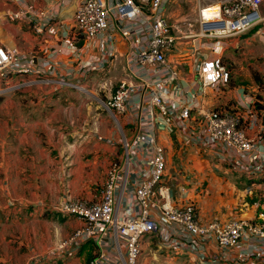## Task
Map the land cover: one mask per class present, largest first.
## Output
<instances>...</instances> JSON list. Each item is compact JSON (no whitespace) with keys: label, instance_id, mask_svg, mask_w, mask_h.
<instances>
[{"label":"built area","instance_id":"1","mask_svg":"<svg viewBox=\"0 0 264 264\" xmlns=\"http://www.w3.org/2000/svg\"><path fill=\"white\" fill-rule=\"evenodd\" d=\"M169 2L174 0H75L72 22L59 37L71 43L72 54L79 51L80 40L94 42L102 52L72 64L60 62L61 44L49 50L41 66L33 54L0 45V96L30 89L46 99L64 89L89 93L82 83L112 60L115 34L128 44V79L100 101L120 135V153L111 159L92 198L71 197L54 208L74 218L79 227L49 250L52 256L65 257L91 243L93 256L86 264H139L147 237L156 240L159 252L187 255L194 264H264V209L230 211L204 220L193 199L204 193L198 177L202 172L174 175L177 198L164 183L167 162L160 132L178 139L187 155L210 157L217 172L264 177V115L255 109V97L242 92L234 111L201 106L198 96L205 90L218 93L230 85L229 71L219 57L200 62L194 81L198 93L182 88L169 60L177 40L166 16ZM263 3L198 4L200 36L219 40L250 31L260 20ZM10 17L26 21L36 35L54 37L62 24L54 8L22 5ZM204 163L197 166L203 168ZM235 249L241 251L234 254Z\"/></svg>","mask_w":264,"mask_h":264},{"label":"crops","instance_id":"2","mask_svg":"<svg viewBox=\"0 0 264 264\" xmlns=\"http://www.w3.org/2000/svg\"><path fill=\"white\" fill-rule=\"evenodd\" d=\"M22 5L40 10L56 9L62 23L58 34L54 37L48 33L36 35L26 21L11 19L10 14ZM75 7V0H0V45L33 54L37 58V66L42 65L49 50L58 48L60 44L61 63L72 64L71 60H86L100 55V47L97 48L94 42L82 40L77 44L79 51L72 54L71 43L67 39L62 42L59 37L64 28L70 26ZM261 7L260 20L250 31L219 40L203 38L193 29H176L177 25L168 18L177 39L169 60L179 72L182 88L199 92L200 87L194 81L202 60L219 57L229 71V87L218 93L207 89L198 96L201 106L206 110L224 108L234 111L243 93L258 96V104L264 107V3ZM114 51V57L123 61L125 67L128 44L118 34H115ZM113 58L105 65V70L98 73L106 72L113 65ZM64 91L67 89L61 92ZM31 93L42 99L39 90ZM260 113L264 115V110ZM19 118L16 124L4 126L7 129L0 136V244L4 243L7 247L5 252L11 253L10 256L3 252L0 261L3 264H86L93 256L94 247L91 243L83 244L76 252L65 257L49 254L53 246L79 227L74 218L65 217L54 208L64 206L69 198L85 189L80 187L83 183L96 185L102 181L111 159L120 153V139L115 138L117 132L111 129H104L102 133L82 131L70 134L58 131L57 138L49 137L43 147L37 136L35 139L33 137L34 125L29 124L27 119H21V111ZM167 138L164 132L159 133V140L164 147L168 145ZM176 141L179 142L178 139ZM189 156L196 158L200 164L201 155L192 152ZM71 167L74 169L72 172ZM85 169L88 171L83 173ZM184 170L189 175V168ZM95 193L96 189L85 198H92ZM197 197L193 199L200 204ZM258 206L254 203L251 210L246 209L242 214L264 209V204ZM225 210H218L217 214L225 215ZM200 212L204 220L211 218L209 210L202 209ZM239 251L235 249L233 253ZM139 264H146L144 256H141Z\"/></svg>","mask_w":264,"mask_h":264},{"label":"rangeland","instance_id":"3","mask_svg":"<svg viewBox=\"0 0 264 264\" xmlns=\"http://www.w3.org/2000/svg\"><path fill=\"white\" fill-rule=\"evenodd\" d=\"M222 2H225V0H213L212 3L207 2V0H174L172 4L170 2L167 4L166 16L171 23L177 25V27L175 26L176 29L188 28L199 32V25L196 22L198 20V4L206 6ZM91 74L92 76L82 83V86L89 93L67 89L66 92L58 93L51 98L38 99L31 93L32 90L29 92L30 89H26L2 95L3 101L0 104V136L4 135L7 129L4 126L19 122L20 111L21 115H23L21 119H27L29 124L34 125L33 137L35 139V136H37L43 147L46 146L49 137L55 136L57 138L58 131L71 132L70 134L82 131L102 133L104 129L115 131L100 101L105 100L109 92L120 81L128 79L124 70V62L114 57L113 65L106 72H94ZM6 119L10 121H6ZM168 137V145L165 146L167 166L164 183L172 190L174 198H177L178 194L171 180L174 175L181 174V171L189 168L190 171L188 170L189 175L187 176H192V171H194L193 175L195 176L199 174V171L203 173L198 175V177L204 182L201 184L204 189L203 194L206 195L208 193V197L198 194L197 200L200 201L201 205L199 203L197 205L203 210H209L211 212L210 217L216 215L218 210L227 209L225 210L226 213L234 211L242 214L246 209L251 210L254 207V203L264 204V177H256L255 179L241 177L231 170L217 172L210 165L212 159L205 156H202L200 161L202 163L206 162L207 165L200 168L201 162L198 167V160L187 155L173 135ZM115 138L116 140L120 139V135L117 133ZM34 139L31 140L32 143H34ZM70 171H74L73 167L70 168ZM84 171L88 170H83V173ZM98 185V183L96 185L95 183L92 185L83 183L80 186L81 189L86 188L74 197L85 198L90 196ZM143 244L145 247L143 246L142 249V257H145L146 264H194L187 255L159 252L154 247L156 244L154 239L145 237ZM6 249V245L1 243L0 257L3 252L6 253ZM6 254L11 256L10 252ZM0 264L3 263L0 261Z\"/></svg>","mask_w":264,"mask_h":264},{"label":"trees","instance_id":"4","mask_svg":"<svg viewBox=\"0 0 264 264\" xmlns=\"http://www.w3.org/2000/svg\"><path fill=\"white\" fill-rule=\"evenodd\" d=\"M80 42H81V41H79V43H80ZM255 79H256V81H259L258 78L255 77ZM255 99H256V101H257V103L255 104V109H256L257 111L264 110V107L261 106L260 104H258V99H260V98H259L258 96H256ZM2 101H3V98L0 96V104L2 103Z\"/></svg>","mask_w":264,"mask_h":264},{"label":"water","instance_id":"5","mask_svg":"<svg viewBox=\"0 0 264 264\" xmlns=\"http://www.w3.org/2000/svg\"><path fill=\"white\" fill-rule=\"evenodd\" d=\"M261 125L264 127V116L261 117Z\"/></svg>","mask_w":264,"mask_h":264}]
</instances>
